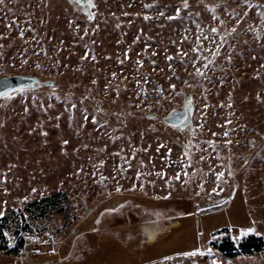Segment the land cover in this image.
I'll list each match as a JSON object with an SVG mask.
<instances>
[{
	"label": "rangeland",
	"instance_id": "obj_1",
	"mask_svg": "<svg viewBox=\"0 0 264 264\" xmlns=\"http://www.w3.org/2000/svg\"><path fill=\"white\" fill-rule=\"evenodd\" d=\"M187 2L0 4V78L41 81L0 98V264H264V0Z\"/></svg>",
	"mask_w": 264,
	"mask_h": 264
},
{
	"label": "trees",
	"instance_id": "obj_2",
	"mask_svg": "<svg viewBox=\"0 0 264 264\" xmlns=\"http://www.w3.org/2000/svg\"><path fill=\"white\" fill-rule=\"evenodd\" d=\"M131 199V196L130 195H116L110 199H108L107 201H105V203H103L101 206H104L102 208H104L103 210H115V208H118V206L121 204L120 202L122 200H129ZM137 200L140 201V203H147V201H144V200H141L139 198H137ZM151 205H158L160 203H156V202H153V203H149ZM100 209H98L99 211ZM183 213H173V214H170L168 215L167 217H163L162 219H158V220H162V225L159 226V227H156L155 225L152 226V235H154V237H150L148 239V241H142V246L138 247L136 250L133 249L132 251L129 249V248H126V246H122V250L126 251L127 253H129L130 255L136 257V261L137 263L139 262H145L146 258L145 257H141V256H144L142 255V253L140 254V252H142L141 250H144V249H148L149 247H151V245L153 244H157L158 242L161 241V238H164V235L167 233V231L173 227L174 228H179V226L181 225V221L183 219H185V217H183L182 215ZM95 218V217H93ZM172 229V228H171ZM163 236V237H162ZM108 236H103V238H107ZM100 238V237H99ZM108 240L111 241V239L108 237ZM256 241V245H254V251H249L250 249L249 248H252V245L251 243H248V244H243L241 245L240 248H242V250L244 251H238L235 247V245H233V243H229V242H226V243H222V247H220V251L228 254L230 257H237L238 255L240 254H249V255H252V254H259L260 252H262L263 250V241L261 239H255V238H251L249 241ZM109 241V242H110ZM117 241V240H116ZM95 245H96V251L95 253L93 254L95 257L92 259V261H96L97 259L96 258H100L102 257V261L105 259V261H103V263L101 262V264H110V261L109 259L106 260V258L104 257V254L102 252V247H101V244H102V239L101 240H96L95 241ZM250 245V247H248ZM151 253H149V251L147 253H145V255L147 256H150ZM138 258V259H137ZM135 259V258H134ZM114 263V262H112Z\"/></svg>",
	"mask_w": 264,
	"mask_h": 264
},
{
	"label": "snow or ice",
	"instance_id": "obj_3",
	"mask_svg": "<svg viewBox=\"0 0 264 264\" xmlns=\"http://www.w3.org/2000/svg\"><path fill=\"white\" fill-rule=\"evenodd\" d=\"M4 2V0H0V4H2ZM77 3H82L84 4L86 7H95V4L93 3V0H76ZM244 2V5L245 6H249L250 4V0H243ZM259 6V5H257ZM150 7V6H149ZM184 7L187 8L189 7L188 5V2L187 0H184ZM179 13H180V9H176V16H179ZM163 15V13H161ZM262 18H264V11L260 12L259 14ZM88 18L89 19H93L94 18V14L92 12H89L88 13ZM176 17H169V19H175ZM145 19H148L147 16H145ZM221 23H223V21H220ZM213 32H216L217 29H212ZM233 31H235V29H233ZM21 36H23V32L20 33ZM217 48H219L220 46L217 45L216 46ZM196 52H199V48L195 49ZM219 53H213V55H218ZM184 56H187V53H183ZM93 59H95V57H93ZM168 59L171 61L172 60V57L169 56ZM205 59H207L205 57ZM142 63V62H141ZM37 67H39V65H37ZM205 68L208 67L207 64L204 65ZM196 72L197 74L203 76L204 73L201 71V69L199 67H197L196 69ZM113 76H115V73H113ZM169 87L172 89V90H175L176 89V85L175 84H170ZM24 91V86H20V87H13L11 85L8 84V82L5 80V81H0V98H4V99H12L14 97V95L18 92H23ZM161 92H163V89L161 88L160 89ZM118 94V93H117ZM207 106V105H205ZM75 107V105L73 104V108ZM186 109L188 111L191 110V101L189 100L188 103L186 104ZM188 117L187 115H185V120H187ZM65 144L68 143V141H64ZM161 147H163V145H161ZM169 152H171V149L168 150ZM101 163H103V161H101ZM219 176H222L223 173H219L218 174ZM180 177L177 176L176 179H179ZM103 179V177H102ZM120 188L117 187V191H119ZM33 191H35V189H33ZM213 191H216V189H213ZM4 215V212L3 211H0V217H2ZM97 223H99V221H97ZM244 231H247V232H252V231H255V229L253 228H249V229H246ZM5 235H7V233H5ZM195 253H185V255H194Z\"/></svg>",
	"mask_w": 264,
	"mask_h": 264
},
{
	"label": "water",
	"instance_id": "obj_4",
	"mask_svg": "<svg viewBox=\"0 0 264 264\" xmlns=\"http://www.w3.org/2000/svg\"><path fill=\"white\" fill-rule=\"evenodd\" d=\"M7 81L9 85L13 87L24 86V89L35 88L41 85V81L38 77L35 76H23L15 75L11 77H1L0 81ZM44 85L52 86V81L44 82ZM185 115L188 116V110L186 107L182 111L173 112L168 118L165 119V122L168 124H181L184 125Z\"/></svg>",
	"mask_w": 264,
	"mask_h": 264
}]
</instances>
